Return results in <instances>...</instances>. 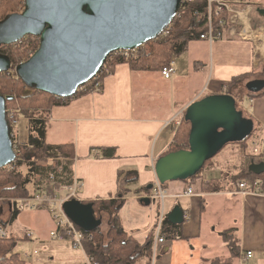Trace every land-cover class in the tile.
Instances as JSON below:
<instances>
[{
	"label": "crops",
	"instance_id": "1",
	"mask_svg": "<svg viewBox=\"0 0 264 264\" xmlns=\"http://www.w3.org/2000/svg\"><path fill=\"white\" fill-rule=\"evenodd\" d=\"M250 2L254 3L249 0L248 8L240 16L248 30L245 39L234 36L212 43L189 41L185 50L172 58L175 72L169 79L163 78L159 70H133L127 63H118L103 77L99 92H87L51 107L46 120V142L51 145L72 143L73 178L80 185L78 200L114 198L118 180L123 176L133 179L126 185L129 190L153 182L156 179L154 165L168 150L178 127L174 121H182L189 105L205 95L227 94L223 86L234 76L247 75L237 84L245 89L236 99L237 108L252 123L249 133L252 141L264 143V89L259 94L245 87L251 80L264 78V14H259L260 8ZM256 16L262 17L257 24ZM195 43L203 47V52L192 50ZM101 148H114L115 156H98ZM92 149L96 150V155L91 154ZM234 159L238 166L242 154L237 152ZM237 166L231 167L234 171L231 174L227 157L221 156L218 160L214 157L195 180L163 183L167 191L165 215L178 206L188 217L181 223L183 237L167 239L166 244L159 247L155 264H206L212 258L228 259L230 264H264V195L235 192L239 180L234 181L233 175L238 172ZM216 180L222 189L212 192L203 188L204 184ZM188 188L192 189L191 195H187ZM127 195L125 203L134 199L139 207L149 206L151 201L157 203L156 212L148 221L150 224L143 229H125L120 219L125 204L119 211L123 229L142 243L155 227L159 203L156 200H150L149 205L140 203L138 199L147 195L142 192ZM4 206L11 218L12 207L9 202ZM139 207L134 208L135 216H138L137 222L142 223L144 218L139 216L142 213ZM50 222L51 230L54 223ZM1 227L6 230V226ZM37 229L40 233L39 227ZM225 230L235 232V256L222 239L221 233ZM39 233L40 239L48 238V234ZM246 251L252 253L250 258H244ZM84 256L87 255L84 253ZM36 260L44 262L39 253Z\"/></svg>",
	"mask_w": 264,
	"mask_h": 264
},
{
	"label": "water",
	"instance_id": "2",
	"mask_svg": "<svg viewBox=\"0 0 264 264\" xmlns=\"http://www.w3.org/2000/svg\"><path fill=\"white\" fill-rule=\"evenodd\" d=\"M180 0H25L20 13L7 14L0 21V46L19 42L27 35L37 36V50L15 72L29 88L56 98L70 99L91 80L106 57L117 50H132L155 40L173 20ZM264 14L263 9H258ZM11 68L10 59L0 54V72ZM250 92L264 89V78L247 82ZM13 96L0 95V168L15 160L5 114V102ZM184 119L191 124L188 149L169 152L154 165L157 180H186L230 142L249 135L252 123L243 117L229 94H209L186 109ZM255 174L264 163L252 164ZM152 184L148 185L151 188ZM150 204V199L140 198ZM66 217L84 232L98 229L101 216H95L91 202L70 198L62 203ZM173 224L183 222L175 206L167 215Z\"/></svg>",
	"mask_w": 264,
	"mask_h": 264
},
{
	"label": "trees",
	"instance_id": "3",
	"mask_svg": "<svg viewBox=\"0 0 264 264\" xmlns=\"http://www.w3.org/2000/svg\"><path fill=\"white\" fill-rule=\"evenodd\" d=\"M19 3H21V0H7L3 4L6 9L10 10L14 8L15 5L17 6ZM205 4L206 1L202 0L199 1L196 5H192V7H197L198 9H200V11L203 13V17H201V19L197 22L192 23L188 27L180 30L175 37L171 36L170 38H167L165 40L155 39L149 41L151 44L150 50L146 53V55L143 56V58L140 57L135 60L117 58L116 60L111 61L106 59L102 67L97 72L99 74L97 76L100 82V86L102 87L103 77L110 73L113 67L118 63H127L128 66L133 70L154 69L160 71V69L163 66L167 65L176 54H179L185 50L186 45L189 41L200 40V33L206 31L207 9L205 7ZM10 12L13 13V11ZM228 16L229 15L227 13H222L218 16L214 15L212 17L216 30H219V28L216 26L219 19H223V21L225 22L224 28L227 26ZM4 17L5 14L0 17V21ZM25 38H23V40H25ZM4 55H6L10 59L11 63H13L17 57V55L15 57L13 54L8 53ZM141 59L146 60L149 64L145 66L139 65ZM15 73L10 71L0 72L3 77L8 74L10 76L8 80L11 82V85L8 82H1L0 95L7 96L2 94L3 92L14 95L12 100L6 101V120L9 110L7 109L8 104L13 105L15 110L13 111L16 114H18V110H16L15 108H19L23 116L28 119L29 135L25 143L19 144V154L16 156L15 162L13 164H10V166L0 168V196L8 195L13 198H25L31 196L35 192V189L28 187V184L32 183L35 175H41L42 178L45 179L44 183H40L44 185V190L49 192L53 191L61 184L65 185L71 183V180L73 178L72 161L74 159V149L72 143L51 145L46 142L45 137L46 120L48 118L51 107L60 103H65L68 99H60L44 92H37L36 90L27 87L21 81V79L16 76L17 74ZM246 77L247 75L232 77L230 82L223 86L226 89L227 94H230L228 93V91L233 85L242 82V80ZM262 77H264V70L262 71ZM92 81L93 79H91L89 82ZM89 82H87L86 84H89ZM19 85L26 86L27 88L31 89V92H29L28 94L20 93V90L18 88ZM87 92L77 90L72 98H75ZM261 93L262 92H260L259 94ZM44 96L50 99L51 102L47 106L46 111L44 112L42 110L41 112L37 113L35 112V110H32L30 106L33 105V102L36 101L37 98ZM15 99L19 100L18 103ZM58 101L62 102L58 103ZM12 102H15L18 107ZM34 114H41L43 115V117L41 118L40 116V118L34 119L32 118V115ZM190 128V122L183 119L180 125L176 128L172 143L170 144L166 153L188 149V137ZM251 135L252 134L247 135L241 141L227 143L221 148L222 150L229 144H236L239 148H241L242 161L239 164L238 172L233 175L234 181L242 180L247 183H253L257 180H260L264 182V171L261 174H255L250 170V166L252 164H258L260 162L264 163V147L259 154H251L249 152L246 142L250 138H252ZM101 150L102 153L98 156L102 158H112L115 156L114 148H101ZM44 158H58L59 160H57L56 162L57 169L56 167H52L51 164L40 165L35 163L36 160H42ZM211 158L205 160L202 167L192 177L183 181L191 182L192 180H195L198 176H200L206 169L207 161ZM30 159L32 160L30 161ZM34 159L36 160L34 161ZM21 166H24L27 169L24 174L18 171ZM51 174L53 176V179L50 178ZM131 180L133 179H129L127 178V176H123L120 180H118V192L117 196L114 198L94 199L91 201H86L92 203V207L96 217L100 216L99 214L102 213L107 216V228L105 229V231L98 228L92 232H83V247L85 253L90 259L97 262V264H150V251L153 244L154 227L148 232L144 241L140 243L123 229L119 219V211L125 204V199L127 196L126 194L130 191L126 187V185ZM150 184H152V182ZM150 184L138 188L136 193L142 192L144 194H148L151 191V188H148V185ZM203 188L207 191L214 192L222 189V185L219 180H216L210 181L208 184H204ZM138 200L140 201V198ZM158 208L157 211L159 210ZM19 212L20 211L18 210L12 211L9 223L16 219ZM162 234L167 239L182 238L183 236L181 232V223L173 224L167 220V216L165 215V219L162 222ZM221 236L224 243L231 251L232 256H235L237 254V248L235 246L237 239L235 236V232L231 230H225L221 233ZM11 238L12 237H10L9 234L5 238L0 237V264H26V261L21 259L18 253H10L9 255H5V252H8L11 247H13ZM21 238L31 239L30 237L26 236L25 233L21 236ZM217 260H219V258H213L211 260V264H215ZM226 261L230 262V260L228 259Z\"/></svg>",
	"mask_w": 264,
	"mask_h": 264
},
{
	"label": "rangeland",
	"instance_id": "4",
	"mask_svg": "<svg viewBox=\"0 0 264 264\" xmlns=\"http://www.w3.org/2000/svg\"><path fill=\"white\" fill-rule=\"evenodd\" d=\"M6 1L7 0H0V17L4 14L6 16L7 14H9L10 11H13V13H20L24 8V1L21 0V3H19L17 6L15 5L14 8L8 10L5 8V6L3 4ZM253 1H254V3L253 2H250V3L251 4L253 3L258 8L264 10V0H253ZM261 19H262V17L256 16V23L255 24L259 23L258 21H260ZM179 27H180V25H178L176 29L172 30V37H175L176 34L181 30V29H179ZM182 27H184V25H182ZM263 28H264V23H263ZM25 37H24L25 40H23V38H22L19 42L10 44L12 46L2 45L0 47V54L8 53V54H13L15 57L17 55L15 61L13 63H11V68L8 70L10 72L15 73V66L21 62L26 61L37 50V48L39 46V38L37 36L27 35ZM218 40H220V39H216L214 41H218ZM223 40H225V39H223ZM200 41H203V40H193V42H200ZM206 42H208V41H206ZM199 46H201V45H198L196 43L193 44L192 50L195 52L197 50H200V52H203V49H202L203 47L202 46L199 47ZM4 47H5V49H4ZM150 47H151L150 42H147L143 46L135 49V51H134L135 55L131 54V56L129 58H123V57L122 58L123 59H131V60H135V59L140 58V57L143 58V56L146 55V53L150 50ZM175 58H176V56H174V59ZM108 60L111 61L110 59H108ZM148 64L149 63H147L146 60L141 59V62L139 65L145 66ZM96 75H99V74L97 73ZM9 78H10V76L8 74H6V76H4V77L0 74V85H1V82H8L11 85V82L8 80ZM83 85H85V84H83ZM156 87L159 89L158 86H156ZM18 88L20 90V93L28 94L29 92H31L30 91L31 89L27 88L26 86H20L19 85ZM223 91H225V93H227L226 89H224ZM37 92H40V91H37ZM244 92H245V89L239 88V86H237V84L233 85L230 88V90L228 91V93H230L232 95V97L235 99L236 103H237L236 99L239 98L240 93H244ZM205 93H207V91L204 92L203 95H205ZM2 94L11 95V94L6 93V92H3ZM11 96H14V95H11ZM18 101L19 100L17 99L16 102L18 103ZM60 102H62V101H58V103H60ZM12 103L16 104L15 102H12ZM49 103H51L50 99H48L46 96H44V97L37 98L36 101L33 102V105L30 107L32 110H35V112H37V113L41 112L42 110L45 112ZM237 105H238V103H237ZM245 105H246V101L244 99L243 100V106H245ZM16 106L18 107L17 104H16ZM11 107H13V105L8 104L7 109L14 110V107L13 108H11ZM15 109L18 110V115H16L18 117V122L15 126L16 139L19 141V143H25L27 141L28 135H29L28 119L23 116V114L21 113V110L19 108H15ZM5 110H6V102H5ZM40 116H41V118L43 117V115H41V114H34V115H32V118L38 119V118H40ZM8 130H9L8 132L10 135L9 126H8ZM258 143H260V141H258ZM246 145H247L249 150L252 148V139L251 138L246 142ZM183 147H187V146H183ZM233 148H237V149L234 150ZM231 149H233V151ZM237 152L239 154H242L241 148L234 147L233 145L229 144L223 150H221L219 153H217L215 156H213L210 160H208L206 165L209 164L210 162H212L214 157L216 158V160H218V158H221V156H226L227 160L229 162V165H230V173L232 174L234 171L232 172L231 167L237 166V163H234V162H236L234 158H235V155L237 154ZM31 160L32 159H30V161ZM35 160L36 159H34V161ZM57 160H59V159L58 158H44L42 160H36L35 163L40 164V165L51 164L52 167H56ZM236 160L239 161L238 159H236ZM233 163H234V165H233ZM238 167H239V165L236 167V169L235 168L234 169L237 170ZM56 169H57V167H56ZM26 170L27 169L24 166H21L18 169V171L22 174H24L26 172ZM33 181L31 184H28V187L37 190L38 189L37 186L41 185L44 188V185L41 184L40 182L44 183L45 179H43L41 175H35ZM50 184H52V183H50ZM138 188L139 187H136V188L131 187V190L128 193L136 194V191L138 190ZM61 190L62 189H59V186H58L52 192H53V194L56 195L57 198L63 197L65 195V192H64V190H62V191ZM78 190H79V188L77 189V193H78ZM116 196H117V194L115 195V197ZM11 199H16V198H13V197L8 196V195L0 196V226H6V231L9 234V236L12 237L11 239L13 242V247H11V249L8 252H5V255H9L10 253H18L19 257L21 259H23L24 261H26V264H30V258L26 257L25 254L30 255V257H31L32 252H37L35 254L36 258H38V253H39V257L42 259V261H44V262H38V260H35V262H34L35 264H38V263H45V264H87L89 257L84 256L85 250L83 247V241H82V249H79V248L76 249V248H73L68 242H56L50 238V232L52 231V229L50 230L51 225H52L50 220L53 221V219L51 218V214L47 208L46 209L43 208V209L37 210V211H36V209L35 210L24 209L20 212V214L17 217V220L15 222L12 221L10 223L9 222L7 223V221L10 219V213L6 209L4 204L10 202ZM166 202H167V198H165V203ZM137 205H139V204L134 199H132V200L129 199L125 203L123 211L121 212L122 217H120V219L122 218L121 222L123 223L125 229H127V230L133 229V228L143 229L144 227H146L147 225L150 224L149 222H150V220H152V213H154V211L156 212L155 207H156L157 203L154 201H151V204L149 206L139 207ZM136 207H139L140 208L139 210L142 211V213L139 215L140 217L144 218V222H142V223L137 222L138 216H135L136 214H135V210H134V208H136ZM99 215L102 217V223H101V226L99 227V229L105 231V229L107 228V216L104 213L99 214ZM52 223H54V222H52ZM37 227H39V229L41 231L40 233L38 232ZM48 230H50V231L48 232ZM27 231H31L33 233V236H34V239L31 240L30 242L27 239L18 238L19 236H22V234L26 233ZM38 233L40 235H43V236H47V234H48V238L45 240H42L37 236ZM56 243H62V244H56ZM42 248H45V251H43ZM83 251H84V253H83ZM212 259L207 260L206 264H211ZM219 260H217V262L215 264H230L228 261H226L224 259H219Z\"/></svg>",
	"mask_w": 264,
	"mask_h": 264
},
{
	"label": "built area",
	"instance_id": "5",
	"mask_svg": "<svg viewBox=\"0 0 264 264\" xmlns=\"http://www.w3.org/2000/svg\"><path fill=\"white\" fill-rule=\"evenodd\" d=\"M202 0H180L179 7L173 20L161 31V33L156 37L159 40H165L172 36V30L176 29L178 25H180L179 29H184L188 27L190 24L197 22L203 17V13L197 7H192L193 4H197ZM205 7L207 9L206 15V31L200 33L199 39L208 41V43H212L216 39H224V38H232L234 36L239 37L240 39H245L248 36V30L245 28V25L242 23L240 16L242 12L246 8H248L249 1L248 0H205ZM222 13H227L229 16L227 18V26H225V22L223 19H219L216 26L219 30L215 29V25L213 23L212 17L218 16ZM184 25V27H182ZM136 49V48H135ZM135 49L132 50H117L110 53L106 59L116 60L117 58H129L134 54ZM174 69V60L171 59L170 62L163 66L160 69V74L163 78L169 79L173 73ZM92 82L89 84L81 85L77 90H81L84 92H99L101 90L100 82L98 80V76L95 75ZM13 110H8L7 113V124L10 129V138L12 141V146L17 156L19 154V141L16 139V130L15 126L18 122V117ZM175 126H179L181 123V119H176ZM264 147V143H258L257 140L252 141V148L250 150L251 154H259ZM92 155H96V150H91ZM16 160V157H15ZM11 162L13 164L15 162ZM10 164L6 166H10ZM51 179L53 176L51 174ZM237 189L235 192L240 193L242 195L247 194H263L264 195V182L257 180L253 183H247L245 181L239 180L236 185ZM37 190L28 197L25 198H16L11 199L9 204L13 210L22 211L24 209H39V208H47L51 214V218L54 222V228L50 232V238L56 242H68L73 248L82 249V241L84 240V231H82L79 227L73 224L64 214L62 209V203L70 198H77V189L80 188L78 182L72 178L71 183L60 185L59 189L64 190L65 195L63 197H56L53 192H49L44 190L43 186L38 185ZM61 190V191H62ZM192 189H187V195H191ZM150 200H156L159 203V211L157 214L156 224L154 227V240L152 244V248L150 251V264H155L156 258L159 253V247L163 244H166L167 238L162 234V222L165 218L164 213V201L167 197V191L165 190L163 184H161L157 178L152 182L151 191L145 196ZM187 215H183V218H187ZM26 236L34 239L33 233L31 231H27ZM8 236L7 231L0 227V237L5 238ZM37 252H32V255H26L30 258V264H34L35 254ZM252 253L250 251H246L244 258H250ZM87 264H97V262L92 259H88Z\"/></svg>",
	"mask_w": 264,
	"mask_h": 264
},
{
	"label": "bare ground",
	"instance_id": "6",
	"mask_svg": "<svg viewBox=\"0 0 264 264\" xmlns=\"http://www.w3.org/2000/svg\"><path fill=\"white\" fill-rule=\"evenodd\" d=\"M165 219V218H164Z\"/></svg>",
	"mask_w": 264,
	"mask_h": 264
}]
</instances>
